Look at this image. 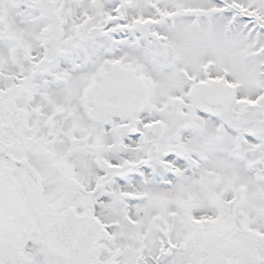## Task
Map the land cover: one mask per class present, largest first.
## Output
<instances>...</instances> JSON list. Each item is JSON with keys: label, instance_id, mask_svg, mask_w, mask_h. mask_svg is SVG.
Masks as SVG:
<instances>
[{"label": "snow or ice", "instance_id": "6c2138e0", "mask_svg": "<svg viewBox=\"0 0 264 264\" xmlns=\"http://www.w3.org/2000/svg\"><path fill=\"white\" fill-rule=\"evenodd\" d=\"M0 264H264V0H0Z\"/></svg>", "mask_w": 264, "mask_h": 264}]
</instances>
